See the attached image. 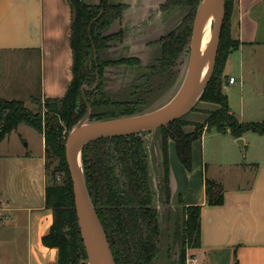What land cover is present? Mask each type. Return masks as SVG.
Segmentation results:
<instances>
[{"label":"crops","instance_id":"obj_1","mask_svg":"<svg viewBox=\"0 0 264 264\" xmlns=\"http://www.w3.org/2000/svg\"><path fill=\"white\" fill-rule=\"evenodd\" d=\"M82 1L91 6L102 2ZM168 1L109 0L113 5H122V15L108 31L111 35L122 33L123 37L105 56L108 60L133 58L140 62L134 67L117 65V69L107 72V81L129 84L123 93L135 86L162 57L161 40L190 13L187 6L163 9ZM263 11L264 0L236 1L231 34L241 43L239 50L257 43L260 19L264 15L259 16ZM72 22L73 12L68 0H0V56L25 57L28 69L36 62L40 97L44 100L64 98L72 83ZM231 55L225 66V79H228ZM175 94L161 105L167 104ZM218 109L216 104L199 102L196 109L183 118L189 123L184 127L185 132H194V125L205 123L208 113ZM35 132L41 138V149L17 154L14 167L9 166L7 170L14 178L16 194L0 193L5 199L0 200L3 205L0 264H58L59 251L43 244V237L53 224V211L45 204L49 183L45 140L42 134ZM146 137L150 143L147 153L151 172L156 179L160 177L163 161L162 130L147 133ZM208 139L210 154L205 146ZM241 139L247 143L245 135ZM237 142L230 131L220 133L206 128L202 137L192 144V169L187 170L179 160L175 142L169 141L171 201L162 208L157 204L160 243L153 264H167L164 258L169 259L176 234L183 228L185 208L191 206L202 208L201 236L200 247L191 250L189 257L200 264H264V162H241L242 148ZM221 156L225 160H221ZM246 176L250 178L248 183ZM207 180L223 186V204L208 205Z\"/></svg>","mask_w":264,"mask_h":264},{"label":"trees","instance_id":"obj_2","mask_svg":"<svg viewBox=\"0 0 264 264\" xmlns=\"http://www.w3.org/2000/svg\"><path fill=\"white\" fill-rule=\"evenodd\" d=\"M72 12L71 45L73 50V80L66 96L62 99H45V116L34 115L18 100H6L0 95V143L27 125L44 136L46 170L49 183L46 188L45 204L53 211V224L43 237L47 248L59 251L58 264H79L86 256L75 210L74 190L66 162V136L84 117L87 99L81 92L85 84H96V73L103 74L104 64L95 60L90 65L88 53L99 49L110 37L102 38V32L122 15V5H111L102 0L91 6L82 0H68ZM237 0H226V17L222 29L220 49L215 72L200 102L219 106L217 111L208 113L203 124H196L192 133H186L189 125L183 119L162 128L163 161L161 175L156 185L151 172L149 156L142 134L130 137L102 139L86 145L82 151L85 182L92 203L108 237L116 264H152L159 252V212L154 207L155 196L163 203L170 204L169 141L176 144L179 160L187 170L192 169V144L200 139L206 128L220 133L230 131L236 139L247 133L264 136V121L242 123L232 114L228 97L223 93L224 71L229 56L239 50L241 43L232 38L231 17ZM200 0H169L163 9L170 6H187L190 13L183 21L161 40L162 57L150 71L173 67L189 46L193 24ZM118 33L111 38L122 39ZM107 42V41H106ZM138 59H121L109 65L137 66ZM92 82V83H91ZM93 86V87H94ZM98 87L91 94L98 91ZM85 95L86 92H85ZM87 101V103H86ZM92 106V104H90ZM124 112L121 116L99 120L116 119L134 115L133 103L119 104ZM107 117V116H106ZM51 176H50V175ZM64 174L65 179L57 183L56 175ZM207 203L218 206L224 201L222 185L206 181ZM200 206L186 207L184 224L175 239L179 246L178 264H186L189 250L200 247L201 236Z\"/></svg>","mask_w":264,"mask_h":264},{"label":"rangeland","instance_id":"obj_3","mask_svg":"<svg viewBox=\"0 0 264 264\" xmlns=\"http://www.w3.org/2000/svg\"><path fill=\"white\" fill-rule=\"evenodd\" d=\"M109 2V0H108ZM109 4H111L109 2ZM113 5V4H111ZM190 9V8H189ZM264 15V11L261 16ZM109 28L102 32V38L110 37L100 46L95 52L91 49L88 53L90 65L97 59L104 64L103 74L99 75L98 91L93 94L90 91L94 84H85L82 92L83 99H87L90 105V120H99V117L109 118L113 116H121L124 109L119 105L123 103H133L136 106L133 108L134 115L144 114L149 110H153L162 106L163 102L169 99L179 87L186 75L189 56L190 44L186 48L183 55L177 63L169 69L148 71L131 86L127 93H123V89L129 84L124 82L107 81V72L117 69V65H109V62H116L121 59L108 60L105 56L106 51L113 49L116 46L118 38H111L113 35L109 33ZM115 35V34H114ZM253 36V35H252ZM110 48V49H109ZM110 59V58H109ZM130 59V58H127ZM27 59L19 56H0V89L1 97L6 100L19 98L27 110L34 115H41L43 120L45 116V102L40 97V77L39 66L34 62L30 68L25 64ZM119 66V65H118ZM126 66L127 65H120ZM228 79H224L223 93L228 97L229 106L232 114L242 123H261L264 121V16L260 19V29L257 34V43L247 45L243 50H237L231 55L229 62ZM98 73V72H97ZM234 78L236 83H229V80ZM92 83V82H91ZM125 86H120V84ZM134 83V82H132ZM118 89L119 92H118ZM85 92L87 95H85ZM123 93V95H121ZM196 109V108H195ZM107 116V117H106ZM147 133L142 136L146 137ZM209 136L210 133H207ZM247 143L245 148L241 149L239 160L244 163L264 162V136L254 133L245 134ZM68 136H66L67 139ZM145 139V138H144ZM30 143V147L28 146ZM66 143V142H65ZM206 152L210 154V139L207 140ZM216 148V146H215ZM41 149V138L32 128L23 125L19 130L14 131L0 144V193L16 194L14 178L8 174V168L14 167L17 162V154L25 153ZM221 160H225L220 157ZM11 170V168L9 169ZM12 172V171H11ZM231 175L233 171H230ZM250 173V172H248ZM50 175V174H49ZM161 175V172H160ZM51 176V175H50ZM154 178V176H153ZM158 178V177H157ZM155 179L156 185L158 179ZM57 183L61 184L65 179L64 174L56 175ZM249 177H245L246 183L250 182ZM0 200H5L0 194ZM153 206L158 208V205L165 206L160 196H155ZM163 205V206H162ZM158 210V209H157ZM159 211V210H158ZM177 248V250H176ZM179 246L175 239L170 248L169 259L164 258L167 264H178L179 261ZM190 251L188 255H190ZM86 253V252H85ZM100 262L106 264L102 257ZM156 258L153 262H155ZM152 262V264H153ZM163 263V259L161 261ZM79 264H89L87 256L81 259ZM159 264V263H158Z\"/></svg>","mask_w":264,"mask_h":264},{"label":"water","instance_id":"obj_4","mask_svg":"<svg viewBox=\"0 0 264 264\" xmlns=\"http://www.w3.org/2000/svg\"><path fill=\"white\" fill-rule=\"evenodd\" d=\"M213 11H216L218 19L213 26L210 42L203 52L202 33L207 18ZM225 17L226 0H200L193 24L186 75L181 87L167 104L144 114L91 121L90 104L86 101L87 109L84 117L71 130L66 139L65 155L73 183L78 226L89 264H101L97 251L106 264H116V262L85 182L82 164L84 147L102 139L130 137L160 130L192 112L214 75ZM94 52L96 57V50ZM208 59H210V64L203 75ZM98 85L99 74L97 73L96 84L92 90H95ZM84 90L85 88H82V92ZM144 142L147 148L150 144L149 139L145 137ZM237 143L242 149L244 148L243 139H239Z\"/></svg>","mask_w":264,"mask_h":264},{"label":"bare ground","instance_id":"obj_5","mask_svg":"<svg viewBox=\"0 0 264 264\" xmlns=\"http://www.w3.org/2000/svg\"><path fill=\"white\" fill-rule=\"evenodd\" d=\"M217 19H218V15H217L216 11L211 12L209 17L207 18V21H206L204 29H203L202 40H201V46H202L203 52L205 51V49L207 48V46L210 42V39L212 36V31H213V26L216 23ZM209 64H210V59H208V61L206 63L205 71H204L203 75H205V73L209 67ZM97 255H98V258L101 257V255L98 251H97ZM101 264H103V263H101Z\"/></svg>","mask_w":264,"mask_h":264},{"label":"built area","instance_id":"obj_6","mask_svg":"<svg viewBox=\"0 0 264 264\" xmlns=\"http://www.w3.org/2000/svg\"><path fill=\"white\" fill-rule=\"evenodd\" d=\"M230 83L233 84L235 83V80L234 79H231L230 80ZM2 208H3V205L2 203L0 202V211H2ZM186 264H200L196 259H192V257H187V261H186Z\"/></svg>","mask_w":264,"mask_h":264},{"label":"flooded vegetation","instance_id":"obj_7","mask_svg":"<svg viewBox=\"0 0 264 264\" xmlns=\"http://www.w3.org/2000/svg\"><path fill=\"white\" fill-rule=\"evenodd\" d=\"M97 60V59H96ZM99 74V73H98ZM96 78H97V73H96ZM91 91H94V90H91Z\"/></svg>","mask_w":264,"mask_h":264}]
</instances>
